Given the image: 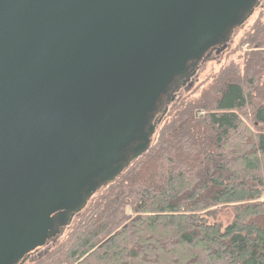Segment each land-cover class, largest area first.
I'll return each instance as SVG.
<instances>
[{"label":"water","instance_id":"95a60500","mask_svg":"<svg viewBox=\"0 0 264 264\" xmlns=\"http://www.w3.org/2000/svg\"><path fill=\"white\" fill-rule=\"evenodd\" d=\"M264 0H0V264L62 239Z\"/></svg>","mask_w":264,"mask_h":264},{"label":"trees","instance_id":"16d2710c","mask_svg":"<svg viewBox=\"0 0 264 264\" xmlns=\"http://www.w3.org/2000/svg\"><path fill=\"white\" fill-rule=\"evenodd\" d=\"M202 83L182 93L149 150L26 264H264V7Z\"/></svg>","mask_w":264,"mask_h":264},{"label":"rangeland","instance_id":"374dc122","mask_svg":"<svg viewBox=\"0 0 264 264\" xmlns=\"http://www.w3.org/2000/svg\"><path fill=\"white\" fill-rule=\"evenodd\" d=\"M263 7H264V4L261 6V8L259 10H257L255 15L251 18V20L249 22H247L242 28H240L239 30H237L235 32V34H234V36H233V38H232V40H231V42L228 45L226 50H224L218 56L213 57L211 60H209L208 62L204 63L200 67L197 76L192 80L190 88H188L186 91H182L179 94L178 99L182 95V93L187 92L188 90H190L191 87L194 86L195 83H196V86L200 87L198 90L202 89L205 86V84H203L202 82L205 81L206 77L208 75L218 71L220 66H224L225 65L227 55L235 48V46L238 44V42H239L240 38L242 37V35L247 31V29L249 28L251 22L256 17L257 13ZM263 199H264V195H263ZM230 219H231V211L229 209L225 208V209H221V210H219L217 212V220L222 222L223 224L228 223L230 221Z\"/></svg>","mask_w":264,"mask_h":264}]
</instances>
